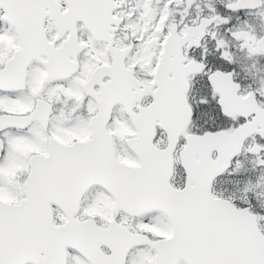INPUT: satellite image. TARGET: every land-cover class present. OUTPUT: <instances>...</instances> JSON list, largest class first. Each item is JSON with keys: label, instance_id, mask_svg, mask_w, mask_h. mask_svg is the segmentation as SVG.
<instances>
[{"label": "snow or ice", "instance_id": "6c2138e0", "mask_svg": "<svg viewBox=\"0 0 264 264\" xmlns=\"http://www.w3.org/2000/svg\"><path fill=\"white\" fill-rule=\"evenodd\" d=\"M0 264H264V0H0Z\"/></svg>", "mask_w": 264, "mask_h": 264}]
</instances>
